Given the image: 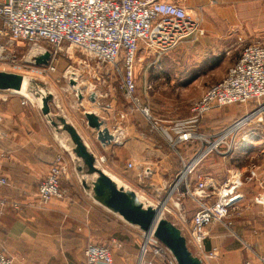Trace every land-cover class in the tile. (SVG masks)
<instances>
[{
    "label": "crops",
    "instance_id": "1",
    "mask_svg": "<svg viewBox=\"0 0 264 264\" xmlns=\"http://www.w3.org/2000/svg\"><path fill=\"white\" fill-rule=\"evenodd\" d=\"M173 1L184 6L192 18L200 21L205 34L180 42L159 57L153 56L146 70L163 64L160 61H167L168 64L171 61H182L184 47L198 51H232L237 50V46L244 40L254 42L264 34V0ZM239 56L233 58V63ZM63 63L57 61L56 71L59 73L64 70ZM105 69L108 71L106 79L97 80L92 74L84 75L86 80L75 86L69 78L68 86L60 87V91L55 90L58 86H50L51 91L48 93L52 94V99L48 115L43 113L42 105L24 102L28 96L23 91L2 90L4 94H0V173L10 182L9 186L0 190V251L12 255L15 264H81L88 243L107 244L113 241L121 244L120 247L112 248L113 264H149L150 260H154V264H170L167 253L158 257L151 252L143 255L139 247L144 239L140 240L131 232L139 227L128 223L96 198L92 185L98 175L90 173L84 159L76 154V145L59 124L60 118L76 128L84 145L94 156L96 166L119 187L133 190L146 205L157 206L163 201L168 186L183 168L181 159L187 163L199 159L190 175V181L195 183L199 175L224 180L225 175L218 172L219 164L235 158V150L228 155L207 154L204 157L201 156L202 147L192 154L182 151L185 147L183 145L196 139L173 146L179 134L196 130L202 120L197 123L190 120V116L183 120L182 116H175L172 111L158 109L156 102L167 104L168 97L156 99L153 95L152 99L148 98V115L143 109H133L119 87L121 73L113 67L106 66ZM161 78L172 84L179 83L178 87L182 89V73ZM29 81L32 86L33 78ZM154 82V78L147 80L146 94L154 92ZM35 93L43 94L42 91L37 94V89ZM248 106L235 104L214 109L209 118L217 126L202 127L216 139L219 132H209V129L221 130L256 107ZM87 114H95L104 122L102 129L107 128L113 135L110 141L99 140L98 130L88 125ZM155 120L157 128L154 126ZM251 144H240L242 147L238 151L246 147L248 149ZM59 155L63 157L65 165L61 183L67 195L64 199H53L45 207H40L37 204L39 183L47 176ZM129 163H132L131 167ZM253 166L236 167L244 176L239 188L242 194L239 204L243 207L247 198L255 196L254 204L257 202L258 210H264V166L251 169ZM184 204L187 208V221L182 223V233L191 237V220L197 206L189 199H185ZM254 210L252 206L246 213H241L239 219L233 220L232 229L220 223L213 225L203 249L195 248L197 253L193 254L203 264H242L243 256H248L250 264H261L264 236L259 235L260 248L259 251L254 250L250 246L257 242L258 229L256 224L253 230L247 229L248 225H253L249 219L252 220L250 216H256ZM247 222L250 224L247 225ZM173 224L177 225L176 222ZM219 243H222L221 247ZM215 248L218 249V256L214 259L206 258L205 253ZM221 257L222 263H219L217 260Z\"/></svg>",
    "mask_w": 264,
    "mask_h": 264
},
{
    "label": "built area",
    "instance_id": "2",
    "mask_svg": "<svg viewBox=\"0 0 264 264\" xmlns=\"http://www.w3.org/2000/svg\"><path fill=\"white\" fill-rule=\"evenodd\" d=\"M0 19V38L6 39L0 42V54L14 44L25 42L29 45L27 61L42 65L44 71L55 72V59L61 54L72 55L77 50L85 59L75 61L79 68L69 65L64 75L74 81L84 72L102 80L108 75L105 67H113L123 72L119 87L133 109L138 100L135 95V69L139 50L143 48L147 53L159 57L180 42L205 34L200 21L192 18L184 6L173 0H0ZM46 54L50 55L48 63H39L37 59ZM25 98L24 102L34 104L28 97ZM249 103H254L255 109L233 122L215 136L216 139L197 130H188L177 136L173 146L192 139L204 140L209 144L206 149L209 150L201 152L204 157L209 151H218L222 144L226 146L224 152H230L242 142H248V139H237L236 133L247 123H264V39L249 42L243 47L238 60L228 68L226 75L207 87L203 95L193 102L189 119L198 123L214 109ZM143 111L149 114L148 108ZM1 120L0 116V123ZM156 124L155 120L154 126L157 128ZM198 161L187 163L181 159L183 168L167 188L161 213L175 211L182 223H186L184 200L189 199L194 203L197 211L191 220V237L187 242L202 250L211 224L234 225L232 211L240 207L242 194L239 188L243 183V173L238 169L231 170L223 182L212 176L199 175L198 180L192 183L190 175ZM64 171L63 157L59 155L47 176L39 183L38 206L45 207L53 199L66 197L67 190L61 183ZM9 185V179L0 173V190ZM170 201H176L174 206L177 210L168 205ZM14 206L18 208L16 204ZM142 233L143 255L151 252L158 257L167 253L169 263L178 264L154 231ZM120 246L117 241L107 244L90 242L85 247V259L81 264H113L112 248ZM218 254L215 248L205 253V257L214 259ZM260 261L264 264V254ZM0 264H15V259L0 251ZM149 264H154V260H150Z\"/></svg>",
    "mask_w": 264,
    "mask_h": 264
},
{
    "label": "rangeland",
    "instance_id": "3",
    "mask_svg": "<svg viewBox=\"0 0 264 264\" xmlns=\"http://www.w3.org/2000/svg\"><path fill=\"white\" fill-rule=\"evenodd\" d=\"M0 28H2V24H0ZM259 39H264V34H261V37ZM4 40H6L5 37L0 38V42H4ZM247 43L248 40L246 41L244 40V42H242L240 45L237 46L238 47L237 50H232V51L216 50V49L214 50L210 49L207 51L206 50L198 51V49H194L191 47H184L182 49V61H171L170 64H168L167 61H160V64L161 63L163 64L156 65L154 67L151 66L150 68L147 69L148 71L146 70V65L147 63L152 61L153 55L144 51L143 48L140 49L138 52L137 66L135 69L136 84H137V91L135 95L140 100L136 102L135 108L138 107L143 110L147 108L148 106L147 101L149 100L148 98L152 99L153 95H155L156 99L157 98L162 99L164 97H168L169 100L167 104L156 102V107L158 109H163L168 112L172 111L175 114V116L178 117L182 116L183 120L186 119L191 114V106L193 102L199 99L203 95L207 87L217 83L221 78H223L229 66L234 62L232 61L233 58L239 56L243 47ZM28 48L29 45H27L25 42L23 43L20 42L19 44H14L13 46L7 48L4 51V53L0 54V71L23 74L24 76L25 75L27 76V79L33 78L32 81L33 88L37 89V93L42 91V93H44L43 95H46L49 91H51L50 86L52 88L53 86L54 87L58 86L57 87L58 89H55L57 91L61 90L60 87L63 86L66 87V85L68 86V83L70 82L69 76H66L67 78L64 77V73L66 69L68 68L69 65L79 68L77 66V62L75 61H81L85 59L84 55L79 53L77 50H74L72 55L61 54L55 59V61L56 64L57 61H63L64 62L63 64L65 65L64 70L62 71V73H59V71L49 72V71H44L42 65H33L27 61ZM175 73L176 74L182 73V89H179L178 87L179 83H175L177 84L176 86L174 83L172 84L169 81L161 80L162 76L175 74ZM60 75L62 76L60 77ZM84 75L87 74H85L84 72L81 73V76L77 77V80H74L73 86L77 85V83L79 82L86 80V78L83 77ZM56 76L58 77L56 78ZM121 76L123 77V72L121 73ZM58 78L59 81H57ZM152 78H154L155 80V82L153 83L154 92L153 93L149 92L148 94H146L145 87L148 84L147 80L150 81L152 80ZM69 86L71 87V85ZM6 91L16 92L10 89ZM0 94H4V92L0 90ZM25 95L29 96L28 99L32 101L34 104L38 103L35 99H33L30 96V94L29 95L25 94ZM248 105L249 108L251 107L254 108V106H256L254 103H249ZM212 113L213 111L207 113L204 116V118L200 122L199 127L196 129L198 132L208 135L209 134L207 133L208 130L205 131V129L202 126L210 125V128L217 126V124L215 123L212 124L210 121L209 117ZM230 125L225 126L221 130L220 128L216 130L209 129V132H214V133L219 132L217 134L219 135L224 129H226ZM236 134H238L237 139L242 141H244L243 139L246 140L248 139V142L246 141L245 143L246 144L252 143L251 144L252 146H250L248 149L246 147L240 152L238 150L241 149L242 145L239 146L235 150L236 153L235 151H233L235 153L234 154L235 158L233 160H228L219 164L218 172L220 175H225L224 180L228 177L230 171L236 169L238 165L253 166L254 164L255 166H253L251 169H257L259 166H264V123L258 124L255 121L247 123L240 130H238ZM183 146L185 147H183L182 151H185V153L189 152L190 154H192L198 152V150L201 149V147L203 148L201 152L206 150L209 144L204 140L203 141L192 140L191 142H188L187 145H183ZM218 151L216 150L209 151L208 155L218 156L220 155V152H222L223 155H228L229 153V152H224L226 151V146L223 144L219 147ZM234 161L237 163V165H235ZM224 180H221L220 182H223ZM243 180H244V176H243ZM253 197L255 198V196H251L247 198L248 201L245 202L243 207L240 206L241 209L239 207V209L233 210L231 219L232 221L237 220L242 215L241 213L244 212L246 213L247 211L250 210L252 206L255 207L254 212L256 216L255 217L250 216L252 220L249 219V221L252 222L253 225L250 226L248 225L250 224V222H247L248 225L247 229L248 231L253 230L254 225L256 224V229H258L257 230L258 233H256L257 242L255 245H253L251 242L252 246H250V248L259 251L260 247L258 246V238L262 235L264 236V210H258L257 206L259 205L257 202H255L254 204ZM175 203L176 201L169 203L168 205L176 209V207L174 206ZM162 216L173 223L176 222L177 224L176 226L178 228L182 226L181 225L182 219L180 218L179 215H177L175 211H173L172 213L165 211V213L162 214ZM243 220L245 222L248 221L247 219H243ZM213 225H217V224L216 223L211 224L208 227V230H210ZM229 228L230 229L234 228V225ZM135 231L131 230V232L135 233V235H137L140 240L141 239L143 240L142 230L138 228L135 229ZM185 237L186 239H190V237L187 235H185ZM142 245H143V241L140 244L139 247L140 249H142ZM218 245L221 247L222 243H219ZM188 246L194 254L197 253V250L191 243L190 244L188 243ZM262 253L264 254V252ZM222 257L219 260H217L219 263H222ZM252 257H254V255ZM248 259H249L248 256H243L242 264H245L246 261L248 263L249 262Z\"/></svg>",
    "mask_w": 264,
    "mask_h": 264
},
{
    "label": "water",
    "instance_id": "4",
    "mask_svg": "<svg viewBox=\"0 0 264 264\" xmlns=\"http://www.w3.org/2000/svg\"><path fill=\"white\" fill-rule=\"evenodd\" d=\"M49 60V54L37 59L41 64H47ZM25 78L23 74L0 71V90L10 89L19 92ZM51 99V93L43 95L42 111L46 115L50 113ZM86 117L88 125L98 130L100 141L108 142L113 138L107 128L102 129L104 122L97 115L87 114ZM59 121L76 145L74 151L84 159L89 172L97 173L98 177L93 182L92 189L99 201L142 231L147 233L154 231L155 236L172 252L178 264H203L202 260L190 250L180 228L161 215L163 201L157 206L146 205L133 190L119 187L110 176L96 166L94 156L84 145L76 128L68 124L64 118H60Z\"/></svg>",
    "mask_w": 264,
    "mask_h": 264
},
{
    "label": "bare ground",
    "instance_id": "5",
    "mask_svg": "<svg viewBox=\"0 0 264 264\" xmlns=\"http://www.w3.org/2000/svg\"><path fill=\"white\" fill-rule=\"evenodd\" d=\"M29 77V76H28ZM31 81V80H30ZM30 81L29 79L25 78L22 86H21V91H23L25 94H30V96L35 99L39 105H42V98H43V94L41 95H36L35 93V89L33 90L32 88H30ZM32 87V86H31ZM30 88V89H29ZM22 94V93H21ZM29 97V96H28ZM211 149V148H210ZM209 150V149H208ZM208 150H206L205 152H207Z\"/></svg>",
    "mask_w": 264,
    "mask_h": 264
}]
</instances>
